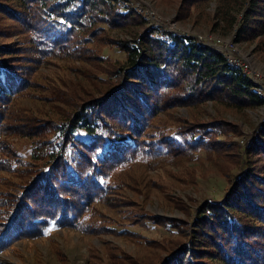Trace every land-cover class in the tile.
I'll return each mask as SVG.
<instances>
[{
	"label": "trees",
	"instance_id": "16d2710c",
	"mask_svg": "<svg viewBox=\"0 0 264 264\" xmlns=\"http://www.w3.org/2000/svg\"><path fill=\"white\" fill-rule=\"evenodd\" d=\"M117 1L0 0V19L10 18L0 34L17 36V46L0 43V252L59 228L98 233L107 222L97 208L116 204L132 183L128 172L231 144L221 120L173 126L161 123L162 114L208 100L237 110L264 104L258 85L219 50L169 32L118 42L125 58L105 77L113 81H104L100 96L75 102L67 120L50 126L19 108L18 100H36L46 88L38 75L45 62L80 61L99 23L117 27L134 18ZM247 1L221 0L222 16L231 20ZM242 20L236 39L261 38L264 50V0H250ZM16 134L32 141L19 147ZM240 156L226 197L203 204L187 241L157 264H264V125Z\"/></svg>",
	"mask_w": 264,
	"mask_h": 264
},
{
	"label": "rangeland",
	"instance_id": "374dc122",
	"mask_svg": "<svg viewBox=\"0 0 264 264\" xmlns=\"http://www.w3.org/2000/svg\"><path fill=\"white\" fill-rule=\"evenodd\" d=\"M249 2L238 11L232 9L230 20L222 16L221 0H118L117 7L132 10L134 18L117 27L99 23L98 35L80 61L45 62L38 71V75H42V86L46 87L41 88V96L36 100L35 96L24 97L16 104L27 109L30 117L43 116L45 124L50 126V123L65 121L71 116L75 102L82 97L100 96L108 87L104 81H113L105 77L125 58L118 42H135L147 33L166 38L169 32L193 37L202 45L216 48L245 74H248L247 66L256 69V75L247 76L258 85V93L264 97L261 38L236 39ZM8 20L7 17L0 19V27L6 26ZM16 37L0 34V43L17 46ZM215 119L228 124L224 138L231 144L225 149L201 151L198 158L186 161L134 168L127 173L132 183L115 198L116 204L97 208L98 217L107 222L98 233L59 228L43 238L16 239L0 252V264L160 262L190 237L191 229L196 228L197 210L207 201L224 199L230 191L242 168L240 155L264 125V104L237 110L208 100L197 106H178L161 115V123L173 126ZM31 141L27 134H16L12 138L19 147ZM3 175L13 177L9 172Z\"/></svg>",
	"mask_w": 264,
	"mask_h": 264
},
{
	"label": "bare ground",
	"instance_id": "6f19581e",
	"mask_svg": "<svg viewBox=\"0 0 264 264\" xmlns=\"http://www.w3.org/2000/svg\"><path fill=\"white\" fill-rule=\"evenodd\" d=\"M141 4H142V3H141ZM146 7H147V6H146ZM148 12H149V11H148ZM148 14H149V13H148ZM152 14H153V13H152ZM240 14H241V13H240ZM148 19H149V18H148ZM163 35H164V34H163ZM201 40H202V39H201ZM224 40H225V39H224ZM213 41H215V40H213ZM216 45H217V44H216ZM221 46H222V45H221ZM224 50H225V49H224ZM246 58H247V57H246ZM230 63H231V62H230ZM236 63H237V62H236ZM238 63H239V62H238ZM242 65H243V64H242ZM247 65H248V64H247ZM239 67H240V66H239ZM240 69H241V68H240ZM245 69H246V72H247L248 74L250 73V74H252V75H256V73H255V70H256V69L253 70V69H251L249 66H247ZM245 69H244V70H245ZM248 70L251 71V72H253L254 74L251 73V72H249ZM244 73H245V72H244ZM248 74H246V75H248ZM250 74H249V75H250ZM257 74H258V72H257ZM252 78H253V77H252ZM263 78H264V77H263ZM253 79H254V78H253ZM259 87L262 88V85L259 86ZM261 88H260V89H261ZM263 88H264V87H263ZM263 88H262V89H263ZM260 89H259V90H260ZM257 92H258V91H257ZM259 92H260V91H259ZM260 94H261V93H260Z\"/></svg>",
	"mask_w": 264,
	"mask_h": 264
},
{
	"label": "built area",
	"instance_id": "2783aa9c",
	"mask_svg": "<svg viewBox=\"0 0 264 264\" xmlns=\"http://www.w3.org/2000/svg\"><path fill=\"white\" fill-rule=\"evenodd\" d=\"M249 71V70H248ZM249 72H251V71H249ZM251 73H253V72H251ZM254 74V73H253Z\"/></svg>",
	"mask_w": 264,
	"mask_h": 264
}]
</instances>
